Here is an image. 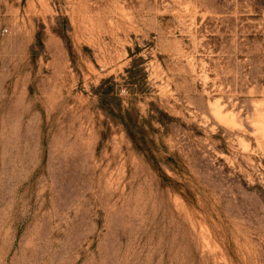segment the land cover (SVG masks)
Wrapping results in <instances>:
<instances>
[{"label": "rangeland", "instance_id": "374dc122", "mask_svg": "<svg viewBox=\"0 0 264 264\" xmlns=\"http://www.w3.org/2000/svg\"><path fill=\"white\" fill-rule=\"evenodd\" d=\"M0 264H264V0H0Z\"/></svg>", "mask_w": 264, "mask_h": 264}, {"label": "trees", "instance_id": "16d2710c", "mask_svg": "<svg viewBox=\"0 0 264 264\" xmlns=\"http://www.w3.org/2000/svg\"><path fill=\"white\" fill-rule=\"evenodd\" d=\"M137 125V123L134 122V125H130L129 124V127L128 126H125L126 127V131H127V135H129V137H131V140L133 141V143H136L135 141V138L132 136L131 132L133 131L132 129L135 128V126ZM128 127V128H127ZM141 145L145 146L146 147V143L143 142V140L141 141Z\"/></svg>", "mask_w": 264, "mask_h": 264}]
</instances>
